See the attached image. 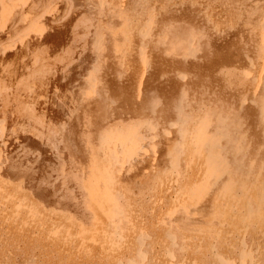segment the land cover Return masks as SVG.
Here are the masks:
<instances>
[{
  "label": "bare ground",
  "instance_id": "1",
  "mask_svg": "<svg viewBox=\"0 0 264 264\" xmlns=\"http://www.w3.org/2000/svg\"><path fill=\"white\" fill-rule=\"evenodd\" d=\"M0 264H264V0H0Z\"/></svg>",
  "mask_w": 264,
  "mask_h": 264
}]
</instances>
